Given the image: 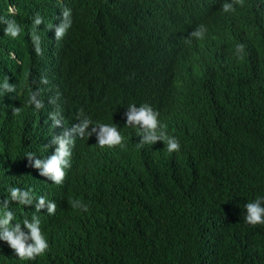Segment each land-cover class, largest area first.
Returning <instances> with one entry per match:
<instances>
[{"label": "trees", "instance_id": "1", "mask_svg": "<svg viewBox=\"0 0 264 264\" xmlns=\"http://www.w3.org/2000/svg\"><path fill=\"white\" fill-rule=\"evenodd\" d=\"M170 4L0 0V17L22 28L10 38L0 23V86L8 78L16 89L5 93L0 87V200L15 186L57 205L49 215L46 208L35 213L34 207L10 204L17 221L39 215L49 248L35 260H20L0 241V264H264V225L244 222V204L264 197V11L216 17L221 28L201 39L198 63L189 55L180 67L183 79L174 81L171 63L186 44L169 24ZM64 8L90 38L76 42L70 30L64 37V58L76 72L45 55L35 59L30 39L39 16L36 31L46 46ZM237 43L245 46L241 54ZM105 51L112 65L143 80L138 91L146 92L138 100L160 113L168 134L180 141L179 151L168 152L160 141L138 146L139 129L126 127L122 112L132 99L97 76ZM150 72L163 74L157 93H151ZM36 89L59 94L77 108L105 112L106 123H118L123 144L102 148L85 136L71 149L63 184L40 176L26 154L41 158L60 130L47 107L32 119V106L22 112ZM77 200L87 212L71 206Z\"/></svg>", "mask_w": 264, "mask_h": 264}, {"label": "clouds", "instance_id": "2", "mask_svg": "<svg viewBox=\"0 0 264 264\" xmlns=\"http://www.w3.org/2000/svg\"><path fill=\"white\" fill-rule=\"evenodd\" d=\"M11 12L12 9L10 8ZM259 13L264 11V5L258 4L255 0H171L170 12L172 20L170 25L177 30V35L185 44L184 54L180 59L172 64V80L177 81L182 78V68L184 64L190 62L189 55L198 63V48L201 39L211 33L215 28H221L216 21V17H240L247 12ZM166 21L167 17H163ZM179 22V24H178ZM0 23L6 25L4 34L12 38L20 35L21 26L12 19L0 17ZM42 23V18L37 16L33 20V30L30 33L31 43L35 51V59L46 56L48 62H53L56 66L67 72L75 71L74 67L68 63L63 54L64 37L70 30V37L76 42H83L89 38L85 31L79 30L71 20V9H62L61 15L56 19V25L50 26L54 31L47 35L46 46L42 45L40 36L37 34L36 26ZM223 29V28H222ZM69 48V45H65ZM244 45L237 43L235 48L237 54L244 51ZM14 57V55H12ZM109 53L104 52V66L97 75L104 84H111L116 89L124 92L127 104L122 112L126 115L125 126L139 129L140 147L145 144L153 145L157 141L162 142L168 152L180 150V141L167 132V125L162 124L158 117L160 113L147 103L138 100V96L143 94L138 91V86L143 80L131 77L126 74L121 67H116L109 62ZM112 61L114 58H111ZM136 67H141L135 64ZM76 72V71H75ZM150 76L155 78L154 90L151 93L160 91L157 79L163 77L160 72H150ZM42 84H47L46 77L41 78ZM176 85H173L174 88ZM5 93L15 92V86L8 83V78L0 86ZM171 88V89H172ZM170 89V90H171ZM169 91V90H168ZM172 90L169 93L171 96ZM47 95L39 89L30 91L27 103L22 106V112L33 107V112H28L32 119L43 108L47 107L48 117L52 124L60 131L55 133L50 143L52 147L46 153L38 154L36 157L29 152L26 157L29 165L39 170V175L46 177L56 185H61L66 176V169L70 166L69 158L71 149L80 144V140L85 137L94 138V143L99 147L112 148L122 145V136L118 123H106L109 117L105 112L94 109L84 110L67 104L61 96ZM16 112L20 109L16 108ZM8 197L0 201V241L5 242L20 260H35L38 256H43L48 248V242L41 230L40 218L33 214L31 222L25 216L22 220L16 221L15 213L11 210L10 204L15 203L20 206L34 207L35 212H41L46 208L49 215L55 214L56 203L48 200L45 196L35 197L31 189L24 190L19 187L10 186ZM71 206L88 211V206L81 201H71ZM244 222L251 226L264 225V197H257L251 202L244 204ZM16 221V222H14Z\"/></svg>", "mask_w": 264, "mask_h": 264}, {"label": "bare ground", "instance_id": "3", "mask_svg": "<svg viewBox=\"0 0 264 264\" xmlns=\"http://www.w3.org/2000/svg\"><path fill=\"white\" fill-rule=\"evenodd\" d=\"M30 1V0H29ZM47 2H48V0H47ZM30 4H31V2H30ZM38 4V3H37ZM41 3H39V5H40ZM48 5V4H47ZM2 6V5H1ZM29 9V8H28ZM47 10V9H46ZM48 12V11H47ZM39 14V13H38ZM48 22V21H47ZM28 29H30V28H28ZM11 38V37H10ZM1 39H2V37H1ZM1 41V40H0ZM3 41H5V40H3ZM2 46V45H1ZM4 47V46H3ZM12 49V48H11ZM1 53H2V51H1ZM4 54V53H3ZM2 55V54H1ZM4 57V56H3ZM0 59H1V57H0ZM2 60H3V58H2ZM5 62V61H4ZM197 105H198V102H197ZM48 148V147H47ZM47 150V149H46ZM48 151V150H47ZM36 152H38V151H36ZM40 153V152H39ZM134 166V165H133ZM136 172H138V171H136ZM1 201V200H0ZM11 208V207H10ZM36 213V212H35ZM38 213V212H37ZM39 216V215H38ZM17 221V220H16Z\"/></svg>", "mask_w": 264, "mask_h": 264}]
</instances>
